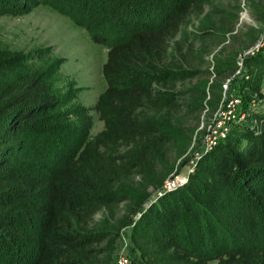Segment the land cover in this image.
Returning <instances> with one entry per match:
<instances>
[{
  "label": "trees",
  "instance_id": "obj_1",
  "mask_svg": "<svg viewBox=\"0 0 264 264\" xmlns=\"http://www.w3.org/2000/svg\"><path fill=\"white\" fill-rule=\"evenodd\" d=\"M124 1L0 0L15 12L48 3L107 45L105 87L94 104L102 128L86 140L83 127L73 154L51 169L50 155L27 139L47 136L57 101L36 71L2 79L0 56V264H109V233L85 228L101 209L113 218L125 200L130 214L140 213L120 224H131L141 264H264V113L251 128L235 125L144 211V189L122 188L169 140L155 115L171 119L186 106L180 96L191 89L175 84L194 72L175 63L169 40L207 0H158L145 9L129 0L120 9ZM245 62L264 72V56Z\"/></svg>",
  "mask_w": 264,
  "mask_h": 264
},
{
  "label": "rangeland",
  "instance_id": "obj_2",
  "mask_svg": "<svg viewBox=\"0 0 264 264\" xmlns=\"http://www.w3.org/2000/svg\"><path fill=\"white\" fill-rule=\"evenodd\" d=\"M125 1L120 9L129 5ZM143 2L144 9L152 8V3L160 5L158 0ZM260 37L264 38V0H207L201 12L190 15L170 38L169 52L175 54V63L194 74L175 84L177 90L191 89L180 96L186 106L171 119L155 115L169 136L157 161L146 171L134 170L121 183L129 195L143 189L148 194L141 211L163 191L182 184L197 159L235 125L251 128L255 116L264 113V72L245 62L247 57L264 56V48L247 53ZM106 50L107 45L91 41L84 28L48 3L40 2L26 12L0 8L2 79L36 71L57 101L47 136L27 139L37 153L50 155L47 169L73 154L83 127L86 140L102 128L94 104L105 87L101 65ZM128 207L129 200L120 202L113 218L101 209L85 228L109 233L113 243L109 264H141L132 247L131 224H120L140 215L130 214Z\"/></svg>",
  "mask_w": 264,
  "mask_h": 264
},
{
  "label": "built area",
  "instance_id": "obj_3",
  "mask_svg": "<svg viewBox=\"0 0 264 264\" xmlns=\"http://www.w3.org/2000/svg\"><path fill=\"white\" fill-rule=\"evenodd\" d=\"M263 48H264V38L260 37L259 39H257L256 43L247 51V53L253 54L254 52H257L259 51V49H263Z\"/></svg>",
  "mask_w": 264,
  "mask_h": 264
}]
</instances>
